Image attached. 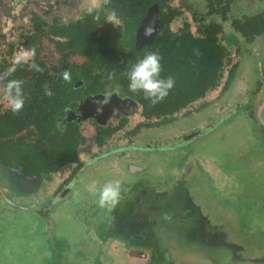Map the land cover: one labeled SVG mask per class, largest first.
Returning <instances> with one entry per match:
<instances>
[{
    "label": "flooded vegetation",
    "instance_id": "flooded-vegetation-1",
    "mask_svg": "<svg viewBox=\"0 0 264 264\" xmlns=\"http://www.w3.org/2000/svg\"><path fill=\"white\" fill-rule=\"evenodd\" d=\"M183 176L264 200V0H0V181L52 211L16 221L0 189V264H60L137 184ZM155 262L114 237L100 264Z\"/></svg>",
    "mask_w": 264,
    "mask_h": 264
},
{
    "label": "water",
    "instance_id": "water-1",
    "mask_svg": "<svg viewBox=\"0 0 264 264\" xmlns=\"http://www.w3.org/2000/svg\"><path fill=\"white\" fill-rule=\"evenodd\" d=\"M189 179L197 182L192 176ZM186 182L183 176L176 182L183 184L160 190L139 185L132 196L119 199L105 229L77 253L73 263L100 264L109 241L120 237L149 250L155 264H264V237L257 235L264 231V223L253 220L256 211L251 210L249 217L257 235L252 238L238 232L247 210L215 206Z\"/></svg>",
    "mask_w": 264,
    "mask_h": 264
},
{
    "label": "rangeland",
    "instance_id": "rangeland-1",
    "mask_svg": "<svg viewBox=\"0 0 264 264\" xmlns=\"http://www.w3.org/2000/svg\"><path fill=\"white\" fill-rule=\"evenodd\" d=\"M233 166H236L235 170L237 173H239V174L241 173V177L245 178V177L249 176L250 172H249L247 166L245 167V165H243L241 163L240 159H235ZM12 178L18 179V177H16V176H12ZM189 180H188V182H189ZM188 182H186L185 184L188 185ZM139 185L140 184H137L136 187H138ZM0 189H1V191L4 192L5 195L10 196L11 199L13 200V208H12L13 213L10 216H11V218H15L16 221L32 223V224L42 222L43 221L42 217H40L36 213V211L34 212L33 210L30 209L31 207H34V206L41 207L42 208L41 212L44 213L46 216H49L52 212L49 205L43 206L42 204H40L41 201H37V202L34 201L33 200L34 197L32 196L33 193H31L33 191H30L27 187L15 186V185H12L10 182L7 183V181L5 179H2L0 181ZM216 191L219 192L217 189H214L213 187H207V192H206V190H203V192H204V194H206V196L204 194H202L201 192H200V194L203 197V199H207V201H208V199H214L215 200L217 198ZM238 195L240 197L239 196L238 197H229V200H228V203L238 205V211L247 210L245 212V216L240 221V225H241L240 227L242 229L238 230V232H240L241 234H249V235L252 234V236H251L252 238H254V237L256 238L257 235H258V239L261 237H264V231H262L260 233L261 235H259V234L256 235L255 229H253V227L251 226L252 219L249 218V217H251L250 209L248 210V207L244 206L243 196L241 194H238ZM39 197H41V196H39ZM247 197H248L247 200H249L250 197L255 198L257 201L261 199L260 196L255 193V190H250ZM3 204H4L3 200L0 199V206H2ZM217 204H218V202H217ZM259 204H260V207L256 210V212H254L252 214V218L255 221H259V222L264 223V200L260 201ZM92 205H93V203L91 201L90 207ZM48 210H49V214H48ZM89 210H91V208H89ZM83 216L84 217L85 216L90 217V216H92V213L88 212L86 214H83ZM90 218L94 219L92 217H90ZM234 228H235V230L232 229V231L234 232L235 235H238L236 227H234ZM11 230L12 229H10V233H11ZM242 230H244V231H242ZM25 234L21 233L20 231L15 230L14 235H15L16 239L14 241H16L17 243H19L22 246L31 243V239L29 237L24 238L23 235H25ZM239 236H241V235H239ZM241 238H243V236H241ZM64 247H62V248H64ZM75 258H76V256L65 258L60 264H74L73 262L75 261ZM76 263L77 264H84L82 262L81 263L76 262Z\"/></svg>",
    "mask_w": 264,
    "mask_h": 264
},
{
    "label": "trees",
    "instance_id": "trees-1",
    "mask_svg": "<svg viewBox=\"0 0 264 264\" xmlns=\"http://www.w3.org/2000/svg\"><path fill=\"white\" fill-rule=\"evenodd\" d=\"M188 61H185V64L187 63ZM183 62H182V60H176L175 62H174V65L175 66H179V65H181Z\"/></svg>",
    "mask_w": 264,
    "mask_h": 264
}]
</instances>
